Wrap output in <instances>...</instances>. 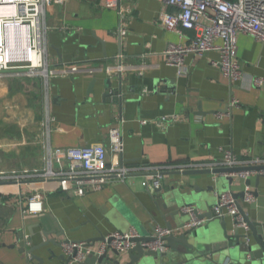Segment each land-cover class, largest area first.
Segmentation results:
<instances>
[{
	"label": "crops",
	"instance_id": "obj_1",
	"mask_svg": "<svg viewBox=\"0 0 264 264\" xmlns=\"http://www.w3.org/2000/svg\"><path fill=\"white\" fill-rule=\"evenodd\" d=\"M174 11L164 0H48L44 19L51 65L120 64V70L57 76L47 85L39 77L0 76V171L41 169L46 142L58 148L102 143L107 162L122 156L125 164L213 161L225 149L240 160L264 158V44L238 34L236 80L222 74L216 51L187 54L179 69L166 63L164 49L186 43L193 32L180 37L164 28L160 15ZM254 78L262 84L254 85ZM118 87L121 102L105 96V90ZM170 114L177 119L157 122ZM111 126L119 128L123 141L117 158L109 150ZM255 176L250 177L255 200L241 205L251 220L264 223V176L257 185ZM159 187L152 188L144 173L110 180L83 195L62 191L54 178L0 180V264H26V254L19 252L24 238L37 243L43 230L52 240H85L130 228L149 234L165 219L175 228L170 217L161 216L174 208L178 193L195 191L206 201L202 210H211L220 191L238 192L243 185L236 180L229 185L224 174H172L160 177ZM34 188L44 209L29 214L26 204ZM224 219L231 228L232 217ZM61 231L65 235L58 236ZM49 246L60 255L57 246ZM44 264L62 262L54 258Z\"/></svg>",
	"mask_w": 264,
	"mask_h": 264
},
{
	"label": "built area",
	"instance_id": "obj_2",
	"mask_svg": "<svg viewBox=\"0 0 264 264\" xmlns=\"http://www.w3.org/2000/svg\"><path fill=\"white\" fill-rule=\"evenodd\" d=\"M59 1V0H58ZM119 1V0H118ZM176 11L162 13L161 24L165 29L183 37L184 31L190 30L193 35L186 43H171L164 49L167 64L183 67L184 56L187 54L201 55L206 51H216L219 54L217 65L222 74L231 79L240 77V66L237 60V36L245 34L264 44V0H164ZM48 0H0V76L39 77L44 85L57 76L75 75L81 72L94 74L98 71L106 73L120 70L118 66L79 67L76 64L53 66L48 60L46 36L49 26L45 23V10ZM115 4V1L113 2ZM122 31V30H121ZM123 32V31H122ZM142 73V67L136 68ZM183 70V69H182ZM263 80L254 78L253 84L260 86ZM177 115L161 116L157 122L170 123ZM48 117V121H52ZM109 150L113 157H118L123 151L121 131L116 126L108 130ZM44 166L41 169H25L21 172L0 171V180L7 179H40L54 178L62 191L83 195L88 189L97 191L110 180H123L134 173H144L150 179L152 188L159 187V179L163 172L183 171L191 169L264 165V158L254 157L248 160L238 159L231 150H223L222 156L213 161H187L176 164H125L121 159L107 162V148L102 143H89L66 147H52L48 142L43 144ZM264 171H240L232 174L233 181L240 182L243 187L244 201L254 202L250 184L245 181ZM234 191L227 189L217 194L216 202L211 207L214 218L232 217L237 226L248 230L246 222L239 213ZM44 209L40 191L34 188L28 196L26 212L41 213ZM182 211L192 213V206L182 207ZM205 219L190 218L185 227L202 224ZM175 228L155 226L150 235V241L141 245L151 250H163L162 238L169 235ZM136 229L127 231H112L104 235L103 241L94 247H87L85 242L63 243L62 251L73 255L71 263L80 262L94 250L101 253L106 248L125 252L136 243Z\"/></svg>",
	"mask_w": 264,
	"mask_h": 264
},
{
	"label": "water",
	"instance_id": "obj_3",
	"mask_svg": "<svg viewBox=\"0 0 264 264\" xmlns=\"http://www.w3.org/2000/svg\"><path fill=\"white\" fill-rule=\"evenodd\" d=\"M109 86V85H107ZM109 88V87H108ZM107 89V87H106ZM108 90V89H107ZM121 87L106 92L105 96L112 97L113 101L121 102ZM121 163L123 162L121 156ZM264 171V165H249V166H232V167H217L213 169H189L183 171H168L163 172V175H192V174H232L240 171ZM264 174H256L255 182L258 184L259 178ZM229 185L233 183V178L229 175L225 176ZM246 184H250L251 180L247 179ZM209 186L208 190H213ZM161 190V185L159 187ZM253 195H257V191H251ZM233 196L236 199V204L239 213L248 226V230L242 231L240 226L236 225L233 220V226L228 227L224 217L215 219L212 217L211 210L206 206L205 210L202 205H206L203 196L195 191H182L172 198L173 209L162 215L170 217L175 223V230L169 235L162 238L164 249L151 250L141 245V242L150 241L153 237L149 234H141L133 238L135 245L125 252H120L115 249L106 248L101 253H96L92 250L80 262L76 264H264V223L258 220H251L242 208L241 202L244 201V192H234ZM192 206V213L182 211V207ZM197 220L205 219V224H199L193 227L186 228L185 222L190 218ZM217 220V223H215ZM165 226L169 229L174 228L170 220L165 219ZM65 235L64 232L58 233ZM42 239L33 243L31 237H25L24 243L19 252L26 254V264H44L45 261H50L54 258L61 261L62 264L71 263L73 255H66L62 251L63 243L81 242V240H71L57 238L52 240L48 238V232L43 230L41 233ZM104 235L99 234V237L87 238L83 240L87 247H94L98 242L103 241ZM57 246L61 251L60 255L56 256L53 249L49 246ZM28 245V246H27ZM44 250L49 255L44 258L35 251ZM35 261V262H34Z\"/></svg>",
	"mask_w": 264,
	"mask_h": 264
},
{
	"label": "rangeland",
	"instance_id": "obj_4",
	"mask_svg": "<svg viewBox=\"0 0 264 264\" xmlns=\"http://www.w3.org/2000/svg\"><path fill=\"white\" fill-rule=\"evenodd\" d=\"M227 190V189H226ZM223 191H225V190H222V191H220L219 193H221V192H223ZM214 205V204H213Z\"/></svg>",
	"mask_w": 264,
	"mask_h": 264
}]
</instances>
